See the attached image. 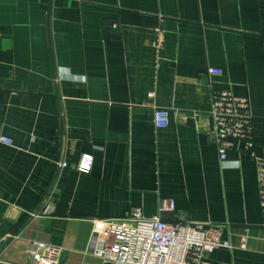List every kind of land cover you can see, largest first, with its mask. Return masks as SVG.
Wrapping results in <instances>:
<instances>
[{
	"label": "crops",
	"instance_id": "0c3cea01",
	"mask_svg": "<svg viewBox=\"0 0 264 264\" xmlns=\"http://www.w3.org/2000/svg\"><path fill=\"white\" fill-rule=\"evenodd\" d=\"M212 90L249 99L264 160V0H0V264H26L33 241L113 264L89 249L92 220L132 208L220 226L233 248L213 264H264L256 163L240 142L219 162ZM53 181L51 213L29 219Z\"/></svg>",
	"mask_w": 264,
	"mask_h": 264
},
{
	"label": "built area",
	"instance_id": "2783aa9c",
	"mask_svg": "<svg viewBox=\"0 0 264 264\" xmlns=\"http://www.w3.org/2000/svg\"><path fill=\"white\" fill-rule=\"evenodd\" d=\"M221 74L220 69H208V75ZM210 118L212 126L208 135L216 148L220 163L227 160L234 142H240L242 151L254 159L260 208L264 213V160L253 151L254 116L249 99L234 96L228 90H212ZM171 119L169 110L155 108L153 123L156 129L168 128ZM0 142L9 146L13 143L7 137H0ZM92 163V156L85 155L73 168L81 173H89ZM67 167V162L57 164L58 171ZM56 185L55 181L50 184L48 195L41 205L27 213L29 219L46 217L51 213L49 201ZM160 209L173 211L175 202L162 200ZM92 226L89 249L103 261L113 264H213L209 256L216 249L233 248L230 240L222 239L220 226L166 222L157 216L145 217L140 208H132L119 218L94 219ZM11 237L18 238L17 235ZM96 244L100 247L96 248ZM240 247L245 248L244 240ZM60 253L57 246L44 241H33L28 249L31 264H59Z\"/></svg>",
	"mask_w": 264,
	"mask_h": 264
},
{
	"label": "water",
	"instance_id": "95a60500",
	"mask_svg": "<svg viewBox=\"0 0 264 264\" xmlns=\"http://www.w3.org/2000/svg\"><path fill=\"white\" fill-rule=\"evenodd\" d=\"M65 260H66V257H64V259L61 260V261L59 262V264H65ZM26 264H31L30 259H29V261H28Z\"/></svg>",
	"mask_w": 264,
	"mask_h": 264
}]
</instances>
